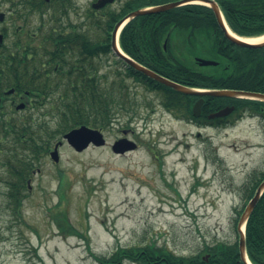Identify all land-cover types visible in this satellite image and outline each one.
Instances as JSON below:
<instances>
[{
  "label": "rangeland",
  "instance_id": "1",
  "mask_svg": "<svg viewBox=\"0 0 264 264\" xmlns=\"http://www.w3.org/2000/svg\"><path fill=\"white\" fill-rule=\"evenodd\" d=\"M128 1L111 10L121 12ZM94 32L95 40L104 36ZM96 64L109 89L124 84L129 102H139L136 114L117 115L104 147L77 152L64 142L58 163L43 157L20 215L0 183V264H97L92 254L151 243L179 256H206L208 248L239 242L247 188L264 175V119L245 113L226 128L189 125L167 111L159 94L127 78L113 54ZM45 120L56 130V117ZM40 131L46 138V128ZM120 138L137 148L116 155L112 145ZM6 172L0 163V177ZM59 209L81 236L59 229Z\"/></svg>",
  "mask_w": 264,
  "mask_h": 264
},
{
  "label": "trees",
  "instance_id": "2",
  "mask_svg": "<svg viewBox=\"0 0 264 264\" xmlns=\"http://www.w3.org/2000/svg\"><path fill=\"white\" fill-rule=\"evenodd\" d=\"M175 1L179 0H131L121 12L110 9L103 19L95 18V29L103 32L104 36H97L94 42L88 35L68 36L61 45L52 49L55 57L58 51H62L49 69L54 74H42L39 67L31 70V81L36 83L31 84L32 89L39 88L40 94L45 96L46 115L54 116L58 121L54 131L48 122L41 127L16 123L14 138H0V163L7 171L6 176L0 177V183L4 182L7 186L8 206L16 214L20 215L34 170L41 159L49 154L58 136L81 126L106 131L111 128L117 115L123 112L136 114L139 102H129L124 84L115 88L113 83V88L109 89L105 85L108 77L99 74L96 60L113 54L112 33L125 15L134 10ZM216 1L234 33L241 37L264 35V0ZM120 46L137 63L181 85L264 94V47L245 48L230 42L213 9L208 6L190 4L136 17L123 28ZM197 57L214 60L217 65L199 66L195 61ZM126 76L134 77L145 84L148 91L159 94L168 111L175 109L177 113L184 106L189 107V115L194 120L207 121V113L226 106H235V112L230 120L216 121L217 126L222 128L231 126L245 113L264 118L262 101L214 97L206 98L203 114L197 118L192 111L196 97L181 94L131 68L127 69ZM44 127L46 138L40 131ZM263 180L264 175L254 181L251 188H247L248 202ZM56 213L55 220L63 233L82 235L70 225L66 209H59ZM246 249L252 264H264V193L246 225ZM207 250L210 254L208 261L201 254L179 256L155 243L119 248L111 256L92 255L97 264H244L239 243L234 246L218 244Z\"/></svg>",
  "mask_w": 264,
  "mask_h": 264
},
{
  "label": "flooded vegetation",
  "instance_id": "3",
  "mask_svg": "<svg viewBox=\"0 0 264 264\" xmlns=\"http://www.w3.org/2000/svg\"><path fill=\"white\" fill-rule=\"evenodd\" d=\"M118 1L97 8L100 0H0V138H14L16 123L40 127L46 124L45 96L39 88L32 89L31 84L36 83L31 81V70L39 67L42 74H54L49 69L62 51L55 57L52 49L71 35H88L94 42L95 18L103 19ZM206 101L205 98L204 105ZM223 108L207 113V121H193L190 108L184 106L177 120L202 129L219 127L217 120H230L235 112L222 118L209 117ZM28 186L31 188L30 182Z\"/></svg>",
  "mask_w": 264,
  "mask_h": 264
},
{
  "label": "water",
  "instance_id": "4",
  "mask_svg": "<svg viewBox=\"0 0 264 264\" xmlns=\"http://www.w3.org/2000/svg\"><path fill=\"white\" fill-rule=\"evenodd\" d=\"M114 1L115 0H100V2L96 5V7L101 8V7L106 6L107 4L113 3ZM189 4H203V5H207L211 7L217 17L218 23L221 29L223 30L226 38L229 41H231L233 44L237 46L245 47V48H254V49L264 47V41L257 43V44H251V43L244 41L242 37L233 35L234 33L232 31L231 32L233 34L229 33L230 28L225 22V19L223 18L219 5L215 0H180L177 2H171L168 4H163V5H159L155 7L138 9L136 11L129 13L122 20H120L115 26V29L112 35V50H113L114 55L119 60L123 61L128 67L133 68L135 71L144 74L146 77L166 87H169L187 96L199 97V100L195 103L193 107V113L196 116L201 114L202 107L204 105L206 97L239 98V99H250V100H257V101L264 102V94L262 93L247 92V91H240V90H198V89H193V88L181 85L166 77H163L162 75H159L158 73L152 71L149 68H146L140 65L139 63L134 61L131 57L126 55L121 50L119 46V35L122 29L132 19L139 17V16L147 15V14L166 12V11H169V10H172V9L184 6V5H189ZM196 62L202 67L217 65V62L213 60L203 59V58H196ZM234 109L235 107H226V108H223L211 114L209 117L210 118L226 117L229 114H231L234 111ZM64 140L71 147H73L77 152H83L89 149L91 145H94L96 147H103L107 144L106 138L102 131L92 129L88 126H82V127L71 130L70 132L64 135ZM62 145H63V141L58 142L55 145L53 151L50 153L51 159L56 163L60 161L59 148ZM136 147L137 146L134 142L124 138V139H120L116 141L114 145L112 146V150L116 154H125L128 151L135 150ZM263 193H264V181L258 187L255 193V196L249 202L248 206L246 207L238 223V232L240 234V241H239L240 257H241V261L244 262V264H248L246 261L248 256H247V251H246V235H245V232H241V228L243 226H246L251 214L256 208Z\"/></svg>",
  "mask_w": 264,
  "mask_h": 264
},
{
  "label": "bare ground",
  "instance_id": "5",
  "mask_svg": "<svg viewBox=\"0 0 264 264\" xmlns=\"http://www.w3.org/2000/svg\"><path fill=\"white\" fill-rule=\"evenodd\" d=\"M229 33L233 34L230 29H229ZM233 35H235V34H233ZM243 40L248 42V43H251V44H257V43L264 41V36L259 37V38H243ZM241 232H245V226H243L241 228ZM246 261L248 264H252L248 257H247Z\"/></svg>",
  "mask_w": 264,
  "mask_h": 264
}]
</instances>
